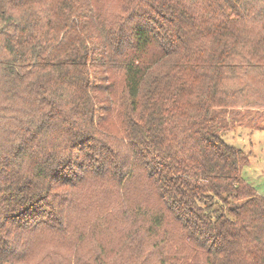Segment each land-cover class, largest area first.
<instances>
[{
	"label": "trees",
	"instance_id": "1",
	"mask_svg": "<svg viewBox=\"0 0 264 264\" xmlns=\"http://www.w3.org/2000/svg\"><path fill=\"white\" fill-rule=\"evenodd\" d=\"M246 109L264 0H0V264H264Z\"/></svg>",
	"mask_w": 264,
	"mask_h": 264
},
{
	"label": "rangeland",
	"instance_id": "2",
	"mask_svg": "<svg viewBox=\"0 0 264 264\" xmlns=\"http://www.w3.org/2000/svg\"><path fill=\"white\" fill-rule=\"evenodd\" d=\"M115 86L116 90L109 94L114 106L107 119V124L112 128L118 126L117 103L121 98L118 81ZM230 121L232 123L222 130L221 135L228 144L239 147L248 154V162L242 165L240 174L255 187L257 194L264 196V114L256 110H241Z\"/></svg>",
	"mask_w": 264,
	"mask_h": 264
}]
</instances>
